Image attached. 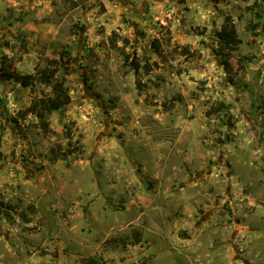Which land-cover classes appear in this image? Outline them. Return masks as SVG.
<instances>
[{
  "label": "rangeland",
  "instance_id": "374dc122",
  "mask_svg": "<svg viewBox=\"0 0 264 264\" xmlns=\"http://www.w3.org/2000/svg\"><path fill=\"white\" fill-rule=\"evenodd\" d=\"M258 9L0 0V203L13 208L0 205V264H264V33L248 29L264 23V0ZM227 16L236 51L217 37ZM7 63L64 78L71 102L49 130L32 104L51 88L9 79Z\"/></svg>",
  "mask_w": 264,
  "mask_h": 264
},
{
  "label": "trees",
  "instance_id": "16d2710c",
  "mask_svg": "<svg viewBox=\"0 0 264 264\" xmlns=\"http://www.w3.org/2000/svg\"><path fill=\"white\" fill-rule=\"evenodd\" d=\"M217 1V0H216ZM261 1L263 0H254L256 6H259L260 9L257 10L258 13H261ZM261 20V14L257 15ZM251 35L253 37H258L260 35L259 29L264 33V23H250L248 27ZM194 31L198 32L199 29L195 28ZM218 39L223 43V45L229 48L231 51H236L239 45L242 44V41L238 38V33L236 29L235 23L232 21L230 16L225 18L224 24L217 34ZM222 55V64L227 70V72H232V66L229 62V53H221ZM66 60L71 62V54L70 52H66L65 54ZM125 59L126 66L130 67V69L139 71L142 67L141 61L139 58H136L134 55L123 54ZM5 60V59H4ZM3 73L9 79L15 80L16 82L22 84L23 86L29 87L32 85L34 80L51 88L53 93V98L51 99H37L33 102L32 108L35 115L38 117L41 127L44 131L49 130L50 127V115L54 112H58L63 110L67 105L70 104L71 100L68 96V89L65 86V80L61 76L58 75V70L53 68H48L44 70L41 74L36 77H32L29 75H22L13 70L12 65L7 63L3 68ZM223 108H225L222 105ZM1 161V156H0ZM3 206V203H0ZM4 209L8 211H13L12 207L8 205L3 206Z\"/></svg>",
  "mask_w": 264,
  "mask_h": 264
}]
</instances>
